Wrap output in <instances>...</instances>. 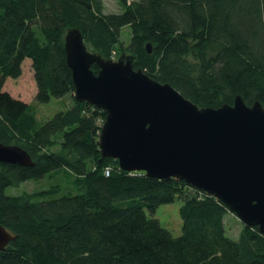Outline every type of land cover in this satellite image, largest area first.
<instances>
[{
	"label": "trees",
	"instance_id": "trees-1",
	"mask_svg": "<svg viewBox=\"0 0 264 264\" xmlns=\"http://www.w3.org/2000/svg\"><path fill=\"white\" fill-rule=\"evenodd\" d=\"M118 1L121 10L106 12L104 0H0V142L33 160L0 161V223L15 236L0 249V264H264V233L242 222L231 237L229 208L214 195L101 160L106 113L75 98L65 49L77 27L90 50L106 59L132 55L136 69L201 107L233 104L238 94L264 105V0ZM27 58L37 103L73 99L44 121L33 103L4 90ZM48 177L60 180L7 192ZM177 198L183 226L175 236L154 213Z\"/></svg>",
	"mask_w": 264,
	"mask_h": 264
},
{
	"label": "water",
	"instance_id": "water-1",
	"mask_svg": "<svg viewBox=\"0 0 264 264\" xmlns=\"http://www.w3.org/2000/svg\"><path fill=\"white\" fill-rule=\"evenodd\" d=\"M65 49L75 98L106 113L99 137L101 160L111 157L127 171L182 179L264 233L261 101L248 104L238 94L233 104L201 107L170 83L136 69L132 55L106 59L90 50L77 27L68 29ZM0 161L33 165L27 150L2 142ZM14 238L0 223V249Z\"/></svg>",
	"mask_w": 264,
	"mask_h": 264
},
{
	"label": "rangeland",
	"instance_id": "rangeland-1",
	"mask_svg": "<svg viewBox=\"0 0 264 264\" xmlns=\"http://www.w3.org/2000/svg\"><path fill=\"white\" fill-rule=\"evenodd\" d=\"M106 12H116L122 9V5L118 0H104ZM133 1V0H129ZM122 38L125 43L130 40V29L125 27L123 29ZM119 59V58H114ZM23 72L17 78H7L4 90L9 91L16 98L25 100L26 102L33 103L38 118L42 121L53 117L57 112L64 110L72 104V96L68 95L63 98H52L48 103H37L35 95L37 93V83L34 77V70L32 60L25 59L23 62ZM62 175V174H61ZM60 179L45 178L40 182L28 181L20 186H10L7 192L10 194H19L23 190L32 191L36 186L47 187L51 184H56ZM67 177L62 181L66 183ZM33 182V183H32ZM182 200L177 198L174 202L161 204L154 215L159 218L161 224L168 228L175 236L182 233L183 220L180 214ZM228 234L233 238H238L242 228V221L233 213L229 212L225 218Z\"/></svg>",
	"mask_w": 264,
	"mask_h": 264
}]
</instances>
